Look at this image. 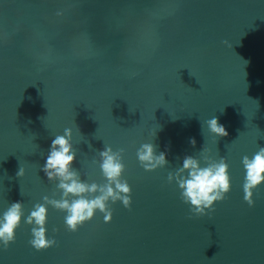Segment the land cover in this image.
<instances>
[{"label": "water", "instance_id": "95a60500", "mask_svg": "<svg viewBox=\"0 0 264 264\" xmlns=\"http://www.w3.org/2000/svg\"><path fill=\"white\" fill-rule=\"evenodd\" d=\"M212 116L228 136L209 133ZM65 128L89 183L105 182L97 150L124 149L132 203L76 232L49 205L56 244L36 251L24 221L44 196L60 198L41 169ZM146 142L169 164L146 171ZM260 147L264 0H0V216L24 209L0 264H264V184L249 206L242 164ZM203 149L226 160L231 189L197 216L168 175Z\"/></svg>", "mask_w": 264, "mask_h": 264}, {"label": "clouds", "instance_id": "9594fccd", "mask_svg": "<svg viewBox=\"0 0 264 264\" xmlns=\"http://www.w3.org/2000/svg\"><path fill=\"white\" fill-rule=\"evenodd\" d=\"M205 123L209 133L215 137L228 136L226 128L220 124L218 117L212 116ZM155 135L156 132L153 136ZM72 137V129L65 128L63 135H56L51 140L41 169L48 181L57 182L56 188L60 192V198L44 196V202L35 204L24 221L32 226V239L29 243L36 251L46 250L56 244L54 238L49 239L47 236L49 205L66 213L64 223L67 230L76 232L86 221L93 219L97 212L103 214L105 222L110 221L112 219L110 204L119 201L125 208H130L132 203L131 186L123 179L124 149L113 150L111 146L104 145L102 150H97L100 157L99 167L105 182L89 183L81 178L79 170L73 166L77 152L73 147ZM190 144L195 147V138L190 139ZM136 155L146 171H153L169 164L166 153L157 154V146L153 142L143 143ZM201 159L204 161V166L201 165ZM242 164L245 169L244 200L249 206H253L254 190L264 184V147H260L251 158L245 155ZM23 174L24 169L20 167L17 176L21 177ZM168 181L176 182L181 192V199L190 205L189 211L197 216L205 215L206 210L213 211L214 204L223 201L231 189L229 165L226 160L213 159L205 154L204 149L199 159L193 155H186L182 160V166L174 173H169ZM23 216L22 202L11 203L0 216V242L5 248L15 241L16 230L21 225Z\"/></svg>", "mask_w": 264, "mask_h": 264}]
</instances>
